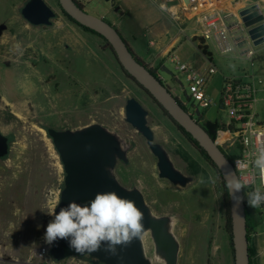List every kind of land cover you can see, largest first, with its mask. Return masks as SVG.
<instances>
[{"label": "rangeland", "instance_id": "1", "mask_svg": "<svg viewBox=\"0 0 264 264\" xmlns=\"http://www.w3.org/2000/svg\"><path fill=\"white\" fill-rule=\"evenodd\" d=\"M26 1L0 0V133L9 143L7 156L0 159V264H52L49 255L38 257L37 251L54 219L49 212L58 202L64 173L45 129L73 130L89 124L105 127L130 145L127 163L117 162L114 175L123 187L138 189L154 215L175 219L177 227L172 233L179 242L177 264H233L225 228L223 182L209 162L122 72L99 35L70 21L57 0H43L55 13L51 24L31 26L20 15ZM76 1L97 17L111 6L103 0ZM114 3L120 4V0ZM129 3L141 7L154 21L163 18L155 7L176 5V0ZM207 45L222 65L249 68L248 62L231 54L227 59L218 57L212 44ZM195 58L204 59L200 53ZM252 60L256 73L264 74V44L254 46ZM215 66L218 72L206 90L212 105L198 110L205 121L225 123L226 113L219 108L220 64ZM165 69L172 76L160 71L161 77L167 82L177 80L188 94L184 75L174 65ZM131 97L147 111L154 142L165 149L175 168L192 177L186 187H174L158 177L156 159L124 120L125 101ZM262 97L264 93L258 94ZM257 114L264 123L262 101L257 104ZM246 214L250 264H264V221L248 207ZM143 247L152 264H164L154 255L149 233ZM63 263L91 264L87 256L70 257Z\"/></svg>", "mask_w": 264, "mask_h": 264}, {"label": "water", "instance_id": "2", "mask_svg": "<svg viewBox=\"0 0 264 264\" xmlns=\"http://www.w3.org/2000/svg\"><path fill=\"white\" fill-rule=\"evenodd\" d=\"M114 4L115 0H103ZM61 11L79 26L99 35L110 46L112 55L120 69L154 101L168 119L181 128L202 150L225 186L229 202L230 238L233 264H250L248 237L246 228V206L242 190L233 193L229 190L228 181L238 179L234 168L208 135L205 129L179 104L173 92L147 68L139 62L117 29L103 18L94 16L81 8L76 0H57ZM22 18L31 26H49L55 17L53 10L43 0H27L20 10ZM243 26L253 46L264 44V10L252 4L238 12ZM164 68V67H162ZM162 71L172 76L166 69ZM196 113L199 111L196 110ZM147 111L134 98H128L124 106V120L145 141L150 153L156 159L158 177L167 180L172 186L184 188L192 182V177L181 173L169 158L165 149L154 142L153 132L147 125ZM58 154L64 177L63 187L59 193L56 212L70 202L85 205L94 199L97 193H117L122 198L135 202L142 211L144 230L139 238L128 246H117V254L111 255L101 249L92 253H77L70 248L68 241L57 240L51 244L49 256L54 261L70 257L87 256L91 264H152L146 256L142 236L148 232L154 246V255L164 264H177L179 242L171 230L169 216H156L146 205L141 192L136 188L123 187L114 175L117 162L127 163V152L119 137L99 124H89L77 129H45ZM9 143L0 133V159L7 156Z\"/></svg>", "mask_w": 264, "mask_h": 264}, {"label": "built area", "instance_id": "3", "mask_svg": "<svg viewBox=\"0 0 264 264\" xmlns=\"http://www.w3.org/2000/svg\"><path fill=\"white\" fill-rule=\"evenodd\" d=\"M231 2L237 0H176V11L171 17L181 30L185 28V21L195 20L197 34L193 40L198 41L200 46L206 48L207 42H210L219 54H232L236 59L248 62L249 69H241L239 76L224 79L222 83L219 108L226 113L228 123L217 132L214 142L228 157L239 182L243 185L241 190L245 206L264 221V203L256 208L248 203V195L256 189L264 193V175L255 164L259 150L264 148V123L257 120L254 110L258 88L264 89V74H258L254 69V46L238 13L229 11L228 5ZM208 59L204 69L195 70L179 63L173 57L170 58L175 69L184 75L189 88L188 94H173L192 117L194 111L212 105L206 88L211 77L217 72V67L210 58ZM152 72L162 82V77L155 71ZM187 103L191 104L192 111L186 108ZM50 246L44 241L37 251L38 257L48 256ZM63 261L52 260V264H64Z\"/></svg>", "mask_w": 264, "mask_h": 264}, {"label": "crops", "instance_id": "4", "mask_svg": "<svg viewBox=\"0 0 264 264\" xmlns=\"http://www.w3.org/2000/svg\"><path fill=\"white\" fill-rule=\"evenodd\" d=\"M129 1L130 0H120V4H110V9L105 11L102 10L103 15H101L100 17H102L105 21H107L117 29L135 57L138 58L151 71H155L160 75V71H162V69H165L166 66L174 65L170 61L171 57L175 58L179 63L190 66L192 69L202 70L207 66V63L209 61L208 58H210V60L214 64H220V74L222 81H224V79L239 76L241 74V69L244 68L228 67V65H222L220 61L215 60L213 52L209 50L208 45H206V50L210 54V56H205L201 52V50L198 48V46H200L199 42L193 40L197 34V24L195 20L191 19L185 21V28L181 30L172 19L171 16L176 11V5L168 3L160 5L161 7H155L156 10L159 11L160 15L163 16V18L150 21L149 18L139 10V8L141 7H131ZM238 1L239 0H237V2ZM245 1L246 4L244 5L237 2H231L228 5L229 11L236 14L241 9L248 7L254 3L259 5L261 10H264V0ZM127 22H132L131 28L127 27ZM212 47L218 57L227 59L228 55L223 56L219 54L213 44ZM199 53L204 59L195 58V56ZM232 57L236 59L234 55H232ZM213 76L211 77V79L213 78ZM168 83L175 93L182 95L185 94V90H183V87L177 85L179 84L177 80L174 79L172 82L169 81ZM258 89V94L264 93V89H261L260 87ZM260 101L264 102V97L258 98L257 95V102L254 105L256 114L257 104ZM257 120L260 121L258 119V114ZM227 123L228 121H226L225 123L218 122V124L221 126V129Z\"/></svg>", "mask_w": 264, "mask_h": 264}, {"label": "clouds", "instance_id": "5", "mask_svg": "<svg viewBox=\"0 0 264 264\" xmlns=\"http://www.w3.org/2000/svg\"><path fill=\"white\" fill-rule=\"evenodd\" d=\"M255 164L264 175V148L259 150ZM227 183L234 197L243 188L238 179ZM248 203L253 208L258 207L264 203V193L256 189L248 195ZM49 214L54 219L46 227L45 242L51 245L58 239L66 240L70 248L81 254L96 252L105 245L106 252L116 255L117 246H128L144 230L142 211L134 201L114 191L97 193L85 205L70 202L58 213L53 208Z\"/></svg>", "mask_w": 264, "mask_h": 264}, {"label": "trees", "instance_id": "6", "mask_svg": "<svg viewBox=\"0 0 264 264\" xmlns=\"http://www.w3.org/2000/svg\"><path fill=\"white\" fill-rule=\"evenodd\" d=\"M76 3L81 7V4H79L77 1ZM67 16V15H66ZM67 18L72 21L68 16ZM74 22V21H72ZM75 23V22H74ZM78 25V24H77ZM86 29V28H85ZM88 30V29H87ZM90 31V30H89ZM92 32V31H91ZM94 33V32H93ZM105 43L107 44V42L105 41ZM107 46L110 49V46L107 44ZM198 48L201 50V52L205 55V56H210V54L207 52L205 47L202 46H198ZM130 50V48H129ZM111 51V49H110ZM131 51V50H130ZM112 53V51H111ZM139 62H141L138 58H136ZM142 63V62H141ZM143 64V63H142ZM123 72V71H122ZM152 72V71H151ZM153 73V72H152ZM125 74V73H124ZM154 74V73H153ZM126 75V74H125ZM128 76V75H127ZM134 82V81H132ZM135 83V82H134ZM136 84V83H135ZM142 91V90H141ZM146 94V93H145ZM154 103V101H152ZM155 104V103H154ZM156 105V104H155ZM160 110V109H159ZM161 111V110H160ZM162 112V111H161ZM166 117L167 115L162 112ZM168 118V117H167ZM175 125V124H174ZM202 127L205 129V131L208 133V135L214 140L215 136L217 134V132L221 129V126L218 124V122H209V121H205L203 124H201ZM176 126V125H175ZM181 133L185 136V138L205 157V159L209 162L210 166L216 171V173L218 174V176L220 177L218 171L215 169V167L212 165V163L209 161V159L206 157L205 153L200 150V148L197 146V144L190 138V136L188 134H186L181 128H179L178 126H176ZM221 179V178H220ZM224 187V193H223V208H224V212H225V222H226V232L229 236L230 239V243H231V238H230V231H231V226H230V214H229V202H228V198H227V193H226V189L225 186L223 184ZM249 221V218L246 214V228H247V222ZM248 232V231H247ZM232 248V247H231ZM249 251V250H248Z\"/></svg>", "mask_w": 264, "mask_h": 264}, {"label": "bare ground", "instance_id": "7", "mask_svg": "<svg viewBox=\"0 0 264 264\" xmlns=\"http://www.w3.org/2000/svg\"><path fill=\"white\" fill-rule=\"evenodd\" d=\"M3 62V61H2ZM46 91V90H45ZM2 100V99H1ZM32 100V99H31ZM36 100V99H35ZM60 102V101H59ZM6 103V102H5ZM2 104V103H1ZM26 104V103H25ZM29 105V103H28ZM34 105V104H33ZM37 106V105H36ZM49 107V106H48ZM28 109V108H27ZM62 109V108H61ZM123 144V147L126 149V152L128 153L129 149H130V145L128 143H126L124 140H122L121 138H119ZM159 199V198H158ZM170 220H171V230L175 228L176 226V223H175V219L173 217H170ZM179 223V222H178ZM177 227V226H176ZM175 231V230H174ZM148 232H146L143 236H142V242L144 241V237L145 235H147ZM175 236V235H174ZM176 237V236H175ZM177 238V237H176ZM150 256H151V253H150ZM156 259L157 261L161 262L162 260L160 258H158L156 256Z\"/></svg>", "mask_w": 264, "mask_h": 264}, {"label": "flooded vegetation", "instance_id": "8", "mask_svg": "<svg viewBox=\"0 0 264 264\" xmlns=\"http://www.w3.org/2000/svg\"><path fill=\"white\" fill-rule=\"evenodd\" d=\"M162 84L165 85L166 87H168V88L174 93L173 89L170 87V84H169L166 80H164L163 78H162ZM186 108H187L188 110L192 111V110H191V104H190V103H187V104H186ZM193 118H194L197 122H199L200 124H203V123L205 122V120L202 118V115L200 114V112L196 113V112L194 111V112H193Z\"/></svg>", "mask_w": 264, "mask_h": 264}]
</instances>
